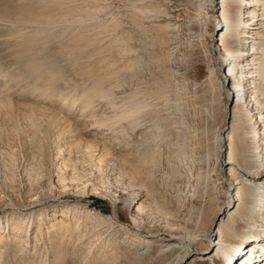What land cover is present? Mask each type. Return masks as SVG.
<instances>
[{"label":"rangeland","instance_id":"1","mask_svg":"<svg viewBox=\"0 0 264 264\" xmlns=\"http://www.w3.org/2000/svg\"><path fill=\"white\" fill-rule=\"evenodd\" d=\"M197 1L0 0V264H170L166 256H132L126 228L109 230L88 252L82 240L87 217L99 225L102 219L129 225L133 216L143 233L170 242L208 232L215 239L221 222L242 218L246 204L234 199L238 187L228 188L236 178L228 162L245 149L262 160L264 136L248 130L249 120L256 122L253 111L241 117L232 64H219L226 0ZM159 11L163 16L154 19ZM194 15L199 24L192 23ZM144 19L176 28L177 49L167 52V33L144 29L154 25ZM185 71L187 87L181 82ZM102 87L107 99L94 104L92 93ZM139 92L149 94L154 121L167 126L149 143L156 152L141 146L145 164L126 157V137L146 138L152 125L132 130L125 122L128 134L109 146L111 156L85 153L89 144L102 146L112 137L93 124L99 116L92 114L124 110L120 106ZM176 97L181 105L169 120L166 110ZM172 121L184 132L177 135ZM76 169L82 178L76 184L88 185L85 193L74 190L70 176ZM245 189L253 202L250 187ZM259 215L256 229L264 230ZM19 219L29 224L20 228ZM80 223L83 228L75 229ZM201 241L199 250L208 249ZM215 251L211 247L209 255ZM195 254L182 264H192Z\"/></svg>","mask_w":264,"mask_h":264},{"label":"bare ground","instance_id":"2","mask_svg":"<svg viewBox=\"0 0 264 264\" xmlns=\"http://www.w3.org/2000/svg\"><path fill=\"white\" fill-rule=\"evenodd\" d=\"M82 1L92 2L93 0ZM134 11H136V9ZM161 14L162 12L159 11V15L154 19L158 20ZM246 14H248V16H246ZM199 16L200 15H196L192 23L199 24L201 18H199ZM164 17L166 16L164 15ZM247 17L249 21L246 19ZM154 19H150V21H146L147 19L142 20L144 23L154 24L152 27H145L144 29H154L156 31L167 33V36L165 35L166 37L162 40L165 45H169L167 52L177 49V47L174 46L178 43L176 42V28H172L171 25H159L157 23H160V21L154 22ZM222 30L223 32L219 39L220 45L218 48L224 52V56L220 59L219 64L223 68L232 64V67L229 70V77L233 78L232 91L239 99L237 104L241 117L242 119L250 117L251 111H253V113H255L256 122H250L248 119L249 126L251 127H249L250 129L248 128V130H250L249 132L253 133L255 136H260V134L264 136V0H226V6L222 14ZM250 32H253V34L249 35ZM250 39H252V41ZM172 46H174V48H172ZM187 73L188 72L185 71L183 78L181 79V82L185 87H187V82L184 79H189ZM171 79L173 85L175 83L173 95L179 96L181 93V89L178 87L179 83L178 81L176 82L173 77ZM105 89L106 87L98 88L92 93V98L95 99L94 104L96 102L98 103L97 105H99L103 103L101 99H107V96L102 94L105 92ZM97 95L99 96L97 97ZM148 95L147 92H144V94H142V92L132 94L130 101L127 104L120 106V108H125L124 110H120L117 106L113 108L109 106L112 110V115L110 116H106V112L104 114L99 113L98 115L96 111L97 115L92 114V117L95 118H97L96 116H99V120L97 118V121L93 124L100 128L105 127L106 132L104 135H112V137L109 139L110 142L107 141L101 143L102 146L98 144H89L84 152H88L91 156H94L97 152L101 153L103 156H111L109 146H112L117 140L128 134L122 123L130 122L127 127H130L132 130L150 123L152 126L147 130L148 136L146 138L140 137L135 141V139L132 140L131 138L126 137V139L129 140H126V143L121 145L124 147V155L126 157H135V159L137 158L136 162L145 164L147 162L148 154L143 153L142 155L143 150L140 148L146 146L149 147V143L152 141L151 139L156 138L157 136L155 135V132L158 134V137L163 134L165 135V127H167H162L161 124L154 121L156 117L155 111L146 101L147 97L145 98V96ZM176 98H174L172 103L174 106L168 107L166 110L168 111L169 120L173 119L172 116L175 111H177V109H175L177 105H181L179 104L180 99ZM165 101L167 103V100ZM168 102L170 103V100H168ZM172 108L174 109L172 110ZM173 127V131L177 135L184 132L183 126L179 121L174 122ZM132 133L134 132L132 131ZM244 135H246V132H244ZM103 138L105 139V136L101 139ZM108 143H110V145H108ZM100 147L102 148L101 150ZM137 147H139L140 151L136 150ZM152 148L149 147L145 151L156 152V150H154V148L152 150ZM234 151L235 150L231 153H235ZM236 153L237 160L232 163L231 160L234 159H231L230 155V161L228 162L230 165H233L230 172H233V169H236V174L234 175L233 173V176L236 177L234 179L235 181L232 185L229 184L228 188L231 191L238 187L234 199L240 204L246 205L244 211H242L243 213L239 216H242V218L237 220V216H230L226 222H221L220 231L218 232V235L216 234L215 239L212 238L208 232L205 236L188 238L174 237L170 242V240L155 238L150 234L143 233L140 228L141 225H139L140 223L133 216L130 217L129 225L121 224L119 222L109 224L108 220L105 219H102L99 225V220L97 218L87 217L86 222L89 224L82 239L84 241L83 243H86L84 248H86L88 252L93 251L96 245H98V242H100L104 236L110 235L109 230L126 228V230L133 236L132 239L129 238L132 240L131 243H133V247L130 251H132V256L137 259L150 258L153 260L158 256H166L168 257L167 260L170 264H182L185 260L191 257L193 253H196L195 255L197 256L192 261V264L200 261H208L210 264H264V230H259V228L256 229L258 222L255 221V215L258 212L260 213L258 216L259 218L264 214V174H262L264 171V156L262 157V160L257 161L256 154L251 150L245 149L242 152ZM237 171L240 174L242 173L240 177L237 176L239 175L237 174ZM244 172H246L245 175L247 179L244 177ZM70 178L74 181L73 184L75 183L74 190L76 193H85L88 190L87 184L82 186L76 184L78 183L76 181L81 178V173H79L77 169L74 170L73 174L71 173ZM245 187H250V192L253 194V198L251 197L252 200L254 199L253 202L250 200L249 195L246 194ZM18 221L20 228L29 224V221H26V219H19ZM60 223H62V229L64 228L66 234H69L70 228L68 227H70V225H67L63 220L60 221ZM83 226L84 225L80 223L75 229L80 230V227L82 229ZM20 230L21 229H19V231ZM3 239L4 238L2 237V240ZM129 239L127 241H129ZM202 239H205L208 242V249L206 250H199V247L203 246ZM108 241L109 244L107 246L110 247L112 244L110 239H108ZM127 241L120 243L122 248L126 247L125 244ZM1 245L2 244L0 243V247ZM211 247L212 249L216 248V251L212 256L209 255ZM23 251L24 249L21 248V253L19 254L24 253ZM120 251V249H117L116 253H119Z\"/></svg>","mask_w":264,"mask_h":264}]
</instances>
